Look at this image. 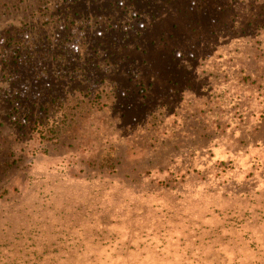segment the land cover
Returning <instances> with one entry per match:
<instances>
[{"label": "rangeland", "instance_id": "obj_1", "mask_svg": "<svg viewBox=\"0 0 264 264\" xmlns=\"http://www.w3.org/2000/svg\"><path fill=\"white\" fill-rule=\"evenodd\" d=\"M0 264H264V0H0Z\"/></svg>", "mask_w": 264, "mask_h": 264}, {"label": "trees", "instance_id": "obj_2", "mask_svg": "<svg viewBox=\"0 0 264 264\" xmlns=\"http://www.w3.org/2000/svg\"><path fill=\"white\" fill-rule=\"evenodd\" d=\"M49 129H50V132H53L54 134H58L59 132V128L55 126L54 124H52Z\"/></svg>", "mask_w": 264, "mask_h": 264}]
</instances>
